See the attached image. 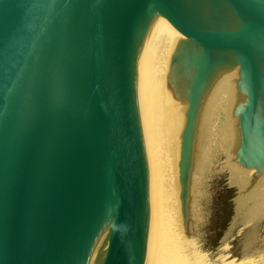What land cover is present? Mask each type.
Here are the masks:
<instances>
[{
	"label": "water",
	"instance_id": "water-1",
	"mask_svg": "<svg viewBox=\"0 0 264 264\" xmlns=\"http://www.w3.org/2000/svg\"><path fill=\"white\" fill-rule=\"evenodd\" d=\"M161 16L176 216L217 98L226 152L264 178V0H0V264H147L139 72Z\"/></svg>",
	"mask_w": 264,
	"mask_h": 264
},
{
	"label": "bare ground",
	"instance_id": "bare-ground-1",
	"mask_svg": "<svg viewBox=\"0 0 264 264\" xmlns=\"http://www.w3.org/2000/svg\"><path fill=\"white\" fill-rule=\"evenodd\" d=\"M174 30L175 28L169 21L161 16L146 45L139 72L138 113L147 164L150 224L147 264H194L192 261H187V257H183L185 249L183 251L182 249L185 244L189 245V242L185 243L182 248L180 247L182 241L178 233L179 218L175 213L162 131L160 82L165 56ZM226 119V102L222 98H217L205 112L198 141L191 190L194 185L196 186L194 184L197 182L195 176L202 177L207 157L210 155L213 158L216 154H224L226 161V165H224L229 170L230 185L234 187L246 186L244 188V190L246 189L245 196L238 202L235 214V217H244L245 214L246 216L249 214V210L260 205L262 208L264 178L257 177L251 171L241 169L226 152L223 139ZM216 121H218V125L214 126ZM214 129L215 132H212ZM247 184L251 185L250 189H247Z\"/></svg>",
	"mask_w": 264,
	"mask_h": 264
},
{
	"label": "rangeland",
	"instance_id": "rangeland-1",
	"mask_svg": "<svg viewBox=\"0 0 264 264\" xmlns=\"http://www.w3.org/2000/svg\"><path fill=\"white\" fill-rule=\"evenodd\" d=\"M224 156L209 155L202 177L195 176L198 183L190 188L187 214L178 226L180 247L189 242L183 257L194 264H264V204L233 222L239 188L230 185Z\"/></svg>",
	"mask_w": 264,
	"mask_h": 264
}]
</instances>
